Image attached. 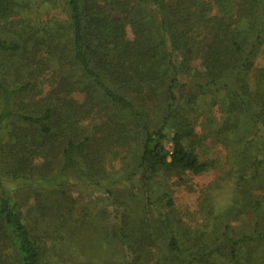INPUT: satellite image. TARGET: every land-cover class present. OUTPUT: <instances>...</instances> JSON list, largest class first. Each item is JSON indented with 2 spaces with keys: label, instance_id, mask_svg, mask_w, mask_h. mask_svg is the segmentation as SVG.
I'll list each match as a JSON object with an SVG mask.
<instances>
[{
  "label": "trees",
  "instance_id": "trees-1",
  "mask_svg": "<svg viewBox=\"0 0 264 264\" xmlns=\"http://www.w3.org/2000/svg\"><path fill=\"white\" fill-rule=\"evenodd\" d=\"M38 1L0 0V264H264L260 201L250 203L249 234L227 225L217 237L183 239L172 234L170 195L148 192L159 172L210 168L194 144L200 118L230 154L237 144L252 152L249 179L257 174L264 63L254 66L264 61V0H63L64 18L36 22L29 16ZM42 52L57 59V80L43 95L36 69L50 66ZM77 91L82 102L71 98ZM214 106L219 118L201 117ZM130 137L139 142L136 166L110 174L102 147ZM73 180L106 186L113 215L76 200ZM5 181L29 183L33 206L22 202L25 188ZM118 181L132 191L113 194ZM157 204L166 211L154 213Z\"/></svg>",
  "mask_w": 264,
  "mask_h": 264
},
{
  "label": "rangeland",
  "instance_id": "rangeland-1",
  "mask_svg": "<svg viewBox=\"0 0 264 264\" xmlns=\"http://www.w3.org/2000/svg\"><path fill=\"white\" fill-rule=\"evenodd\" d=\"M41 1L39 0L30 11L29 18L36 22H43L53 17L59 19L64 18L63 0H59L56 5L47 9H43L42 6L44 5H41ZM127 32L129 38H131L132 35L129 28H127ZM39 55L41 56L40 62L47 60L45 53L42 52ZM263 63V58L260 56L255 63L254 70L261 67ZM45 64L50 66L48 71L43 70V66L40 63L36 69L37 76L40 75L38 79V89H40L38 91H42V95L50 89L49 83L52 79L57 80L55 73L53 75V72L57 70V59L54 58L46 61ZM198 64V61L194 63L197 66ZM67 69L69 70V68ZM50 77L51 79L47 80ZM184 80H186L185 77ZM38 91L36 90L33 94H39ZM180 91L182 96H188L191 93L190 88H182ZM71 98L82 102L85 94L78 91L73 92ZM27 100L28 98L25 99L26 102ZM202 111L201 117L203 115H212V117L217 119L220 116L217 106L212 107L211 111L207 109H202ZM89 120L91 119H88L87 122ZM155 120L154 122H156ZM208 126H210V120L204 123L200 118L195 128L196 139L194 144L200 160L209 162L211 165L210 168L199 175L185 173L168 176L165 172H159L157 174L158 179L155 178L158 181L153 179L155 183L152 180V187L150 186L148 188V192L154 198L163 191L170 195L174 205L171 230L173 232L172 234L177 238L183 237L185 239L184 236L186 233L191 235V237L198 236L199 233L207 236L209 234L215 235L217 237L223 227L227 225L231 227L233 234H249L253 225V215L249 211L250 203L258 200L264 209V159H262L257 174L253 179H249L251 170L246 168V157L251 155L252 152L247 151L246 154L240 153L239 151H241L242 145L237 144L232 147L235 152L232 151L230 154V149L218 141V136H214L213 132L207 131ZM165 132L167 134V140L164 142V147L167 151H171L172 143L170 140L174 131L169 126L165 128ZM102 148V152L106 155L105 166L110 174L121 173L122 177L125 173L132 172V169L137 164L136 157L139 154L138 139L133 140L130 137V140L110 142ZM258 159L259 155L257 156ZM136 174L135 172L133 176L134 186L138 184L139 180V176H136ZM240 178H245V180H240ZM71 183L75 184V186L70 187V192L76 200L85 204H94V206L98 204L101 207V213L103 210H108L113 215L111 201L109 200L108 194L103 190L107 188L106 186L78 185L75 180L71 181ZM4 184L8 189L25 188H22L23 190L21 191L22 202L24 204L26 203L27 206H33L34 191L25 187L30 185L29 183L23 182L25 184L23 186L21 182L5 181ZM102 184L108 185V182L102 181ZM108 188L111 189L113 194L124 193L127 190L132 191L130 185L124 181H118L115 184L109 185ZM152 208L154 213L158 211L163 213L166 211L160 204H157V206L154 205ZM262 218L264 219V210ZM97 222L102 225L105 220L99 217ZM112 222L113 220H108L105 225L109 223L110 226ZM258 250L264 253V241L258 243ZM255 264H260V262H256Z\"/></svg>",
  "mask_w": 264,
  "mask_h": 264
}]
</instances>
